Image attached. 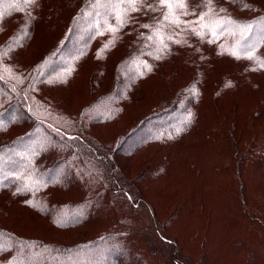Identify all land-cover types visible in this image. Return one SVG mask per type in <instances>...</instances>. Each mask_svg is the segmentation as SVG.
Masks as SVG:
<instances>
[{"label": "trees", "instance_id": "obj_1", "mask_svg": "<svg viewBox=\"0 0 264 264\" xmlns=\"http://www.w3.org/2000/svg\"><path fill=\"white\" fill-rule=\"evenodd\" d=\"M39 1L13 7L5 0L0 5V158L17 141L45 134L33 148L18 143L22 155L9 173H0V189L7 188L44 216L52 225L47 230L54 233L52 240L6 233L10 250L14 238L38 246L41 253L30 255L17 247L16 256L8 255L2 264H27L36 258L40 261L33 264H264V79L255 83L251 76H264V4L214 0L204 21L209 27L201 36L192 30L199 31L192 22L209 12L206 0H187V15L177 9L179 26L164 21L166 9L157 0H145L110 45L123 46L126 55L106 62L104 45H99L102 39H113L105 31L106 23H116L108 15L110 7L104 0H78L60 43L33 63L17 65L19 48L33 34L31 22L38 21L32 9ZM66 3L72 9L77 4ZM150 9L153 14L144 17ZM17 13L30 15L22 33L15 21L7 22ZM161 36L168 45L163 54ZM184 58L195 75L176 86L165 67L185 65ZM89 59L102 63L91 65ZM214 59L238 67L231 72L222 67L219 80L210 81L211 67L205 68ZM241 71L256 85L244 105L237 100ZM159 74L166 83L145 87ZM43 85H71L84 102L70 113L42 95ZM162 87L167 98L155 103ZM207 90L211 98L202 113L198 102ZM147 104L151 107L144 113L141 108ZM20 111L22 116L14 117ZM122 121L126 125L119 134L108 130L104 137L91 131L110 125L114 131ZM18 126L24 131L8 135ZM197 135L202 139L197 149L207 147L222 158L234 152L237 187L217 199L203 198V168L192 163V156L179 155ZM174 175L175 184L170 180ZM57 189L68 196H56ZM62 230L76 231L78 239L55 241L54 234Z\"/></svg>", "mask_w": 264, "mask_h": 264}, {"label": "rangeland", "instance_id": "obj_2", "mask_svg": "<svg viewBox=\"0 0 264 264\" xmlns=\"http://www.w3.org/2000/svg\"><path fill=\"white\" fill-rule=\"evenodd\" d=\"M76 1L75 8L72 9L73 4L66 3V0H40L39 2L35 3L33 7V11L38 15V21H32L31 25V31H33L32 36L30 35L24 39L21 47L18 50V53L15 57V61L17 65H28L29 63H33L36 59V57H39L40 53H42L45 49H48L50 47H53L55 45H58L62 38L65 36L67 24L71 17L74 15L76 10L79 7L78 0ZM83 1V0H81ZM260 1V3L264 4L263 1ZM153 14V10L150 9L144 17H149ZM30 15L28 13H17L12 15L11 18L7 20L9 22V25H15L13 21H15L19 29H21V33L24 32V29L28 23H30ZM22 23V24H21ZM21 24V25H20ZM262 27H264V24H261ZM27 28V27H26ZM176 33V32H175ZM239 35V34H238ZM111 37L112 34L110 35ZM241 36V35H239ZM118 37H115V40ZM126 37H122V40H124ZM27 41V42H26ZM77 41V40H76ZM111 40H105L102 39L100 41V47L108 44ZM74 43V39L72 41ZM198 45L203 46L202 42L197 41ZM25 44V45H24ZM29 48H28V47ZM31 46V47H30ZM27 47V48H26ZM106 53H103L102 57L106 59V62L109 61H119L122 59L126 53L125 50H123V46H113L112 49L110 47L105 48L104 50ZM106 54V56H105ZM187 58V57H186ZM186 58L183 60L185 61V65L173 63L172 65H168L165 67V75L168 76L170 81L174 83L176 86L181 85L182 83L189 82L193 76L195 75V69H193L191 66V70L189 69V64L186 63ZM93 62H99V61H93L91 59L87 60L86 63H91V65H94ZM102 63V62H99ZM200 63L203 66L208 65L207 61H200ZM210 63L208 66H206L205 70L208 71V68L211 67V78L210 81H216L219 80V78L222 76L223 73L217 72L220 68H225L228 72L235 71L237 69V65L233 62H230L229 60L223 59L222 61H219L217 59L210 60ZM98 65L97 63H95ZM234 74V72H233ZM235 75V74H234ZM245 76L243 72H239L237 75L238 80L241 82V91L238 93V99L242 105L248 104V101L250 99V96L253 92V90L256 88V85L251 83L249 79H245ZM252 78L254 79L255 83H258L260 80L264 79L263 75L260 74H251ZM166 83L165 76L159 74L156 75L155 78L152 79V82L149 84H146L145 87H152L156 86L158 84H164ZM264 84L261 83V85ZM42 89V95L45 96L49 101L52 103H55L56 106L62 107V105L70 111V113L77 112L78 109H75L74 106H78V104H82L84 101L80 102V99H78V93L75 88H73L71 85L68 86H55L53 88L49 87V85H43L41 86ZM252 89V90H251ZM205 91V89H204ZM207 96L205 98H202L201 101L198 102L201 107V112H206V102L211 98V92L207 90L206 92ZM158 97L156 99L155 103H158L162 98H167V94L165 91V88L162 87L157 91ZM145 95L148 96V94L145 93ZM151 105L147 104L145 107L141 108V111H144V113L150 109ZM242 108V106H240ZM75 109V110H74ZM140 111V110H139ZM138 113V112H137ZM200 114L202 117L203 114ZM76 114V113H74ZM72 114L71 116H74ZM22 112H16L15 116L16 118L21 117ZM165 118V117H164ZM163 118V119H164ZM262 119V118H261ZM126 125V122L123 124L122 122H119L114 128V131L110 128V126H104V127H93L91 129L92 132L96 133L97 130L98 134H102L104 137L108 136L105 135V132L109 130V134H119L124 130V127ZM20 129V130H19ZM24 128L21 126L12 128L8 135L13 136L15 134H18L23 130ZM45 134H40L36 136L32 141H28L27 139H21L16 142V144L8 149H6V153H4V156L0 158V173H9V168H13L15 166V162L19 156H21L22 152L19 150V144H23L28 146L29 148H33L37 143L41 142V138ZM193 138H190V141ZM202 142L201 136L197 135L194 136V140L192 143V146L187 147L184 150L179 151V155L183 156L184 158H189L192 156L191 161L192 163H197L201 168H203V172H205V179L206 181V189L204 194L205 200H212L217 199L223 192H226L227 188L236 189V172L234 169V152H231V156L228 158H222L217 156L215 153H210L207 151V147H202L197 149V144ZM40 146V145H38ZM224 163H230L231 167L224 166ZM219 164L223 166V170L219 168ZM196 169V167L194 168ZM33 177V176H32ZM31 177V178H32ZM197 178V176H196ZM177 179L176 175L172 176L170 178L171 182L174 183ZM210 181V183H209ZM183 182V181H182ZM200 183V182H199ZM209 183V184H208ZM175 184V183H174ZM56 196H62L63 198H66L69 193H63L61 190L57 189L55 192ZM46 194V193H44ZM37 197H40L38 194ZM198 198H202V194L200 193L198 195ZM30 206V205H29ZM0 225L4 227L6 230L0 231V249H5L4 254L0 255V264L4 262V260L7 259L8 255H15L18 253L17 247H20V250H24V248L27 250V254L30 255H36V253H41V250L38 248V246L25 244L23 245L22 242H17L13 238L11 241L14 245V250H10V244L9 242H5L4 237H7L6 233H15L17 235H20L24 238L26 237H42L46 240H52L53 238V231L47 230L49 226H52L50 222L42 216L37 211L29 208L27 205L24 204L23 200L20 197L15 196L11 191H9L7 188L0 189ZM55 228V227H54ZM172 228V227H171ZM169 226V229H171ZM172 230V229H171ZM73 232H64L59 231L56 232L55 235V241L62 242L63 240L72 241L77 238V234ZM21 243V244H18ZM20 245V246H17ZM104 253V252H103ZM102 253V254H103ZM38 255V254H37ZM40 259L36 258L33 260H30L27 264H33L34 262H39ZM96 262V261H95Z\"/></svg>", "mask_w": 264, "mask_h": 264}, {"label": "snow or ice", "instance_id": "obj_3", "mask_svg": "<svg viewBox=\"0 0 264 264\" xmlns=\"http://www.w3.org/2000/svg\"><path fill=\"white\" fill-rule=\"evenodd\" d=\"M5 2V0H0V5H2ZM8 2L15 7L16 4L21 5H28L35 2V0H8ZM104 2L110 7V12L108 15L111 17V19L115 20V24H105V31L112 34L113 39L108 43L104 45V48L110 47L111 44L115 43V37L116 34L120 32L122 28L126 26V24L129 22L130 14L133 12H137L140 10V6L145 4V0H104ZM157 3L159 5L160 9H166V12L164 13V21H167L170 25H177L181 23L179 20V16L177 15V9L183 10L181 12L182 15H187V8H188V2L187 0H157ZM214 3V0H206V6L209 8L208 13H201L198 20L192 22L195 25L199 27V31H197L196 28H193L192 30L196 32L197 35H203V31L205 28H208L209 25L205 23V18L211 14L213 11L212 5ZM149 8H153V5H147ZM245 7H248V5H245ZM17 11H21L22 9H16ZM221 11H224L221 9ZM4 19V13L3 11H0V21ZM231 22V21H226ZM221 27L223 25H220ZM142 27H150L149 25H142ZM248 27V26H245ZM159 31V30H158ZM103 34V33H101ZM151 39V37H149ZM171 39V37H169ZM175 43H179V41H173ZM211 42V41H210ZM160 45L161 48L159 49L160 53L163 54V52L167 49L168 45L164 42L163 37H160ZM231 55L237 56L236 52L230 53ZM100 54L98 53V58ZM157 59L161 58L160 55L156 57ZM237 58H240L237 56ZM248 59H252L253 57L250 55L247 57ZM3 59V54H0V60ZM262 67H264V62L261 64ZM147 67V66H146ZM2 251V249H0Z\"/></svg>", "mask_w": 264, "mask_h": 264}]
</instances>
